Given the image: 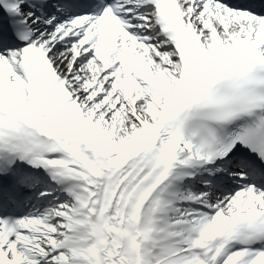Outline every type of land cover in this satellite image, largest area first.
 Here are the masks:
<instances>
[{"label":"snow or ice","instance_id":"snow-or-ice-1","mask_svg":"<svg viewBox=\"0 0 264 264\" xmlns=\"http://www.w3.org/2000/svg\"><path fill=\"white\" fill-rule=\"evenodd\" d=\"M0 264H264V0H0Z\"/></svg>","mask_w":264,"mask_h":264}]
</instances>
